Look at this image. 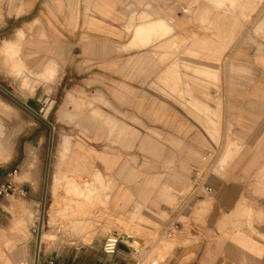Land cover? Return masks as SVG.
Wrapping results in <instances>:
<instances>
[{"label":"rangeland","instance_id":"rangeland-1","mask_svg":"<svg viewBox=\"0 0 264 264\" xmlns=\"http://www.w3.org/2000/svg\"><path fill=\"white\" fill-rule=\"evenodd\" d=\"M204 1L205 4L210 3L218 7L217 0H196V8ZM14 2L15 0H0V14L1 6L5 9L8 5L10 8ZM131 4L124 18L129 15L125 26L122 25L125 34L121 38L124 43L129 41L124 52L133 54L129 68L133 74L128 87L130 101L126 106L130 108V111H127L128 115L132 116V120L129 116H126V119L133 125L130 129L133 135H126L130 142L125 145L110 143L111 141L108 139L106 141L105 138L96 143L93 136L94 128H81L78 126L80 120L75 118L79 113L78 109L93 102L96 106L105 107L103 109L106 113L114 114L108 112L107 82L97 81L94 86L84 87L82 78L89 74L81 73L77 76L75 67L62 71L54 62L45 63L40 69L31 70L17 58L21 34L15 36L14 40L7 41L16 25L7 20L4 30H0V153L3 158L0 162V186L7 179V174L25 161L28 176L38 175L41 184L39 201L35 207L21 202L23 199L19 195L7 198L8 203H5L6 199H0V226L3 227L0 229V251L5 253L0 255V264H32L33 255L30 257L31 260L27 261L25 249L29 242L40 243L42 247L44 244L50 246L62 242L73 244L76 242L77 232H83L85 235L94 233L96 236L93 239H104L108 234H100L99 231L107 226L109 216L117 227H124L122 223L125 222L124 217L115 216L110 211V203L98 202V193L91 191L95 181L87 177L83 179L85 192L74 190L69 194L73 198L66 200L67 203L45 202L44 181L47 163L52 165L60 158V170H65L66 157L77 139L86 143V149L93 147L96 151H115L123 156L130 154L129 156L136 158L149 159L155 157V141L157 139L162 141V134L157 130L170 131L172 121L188 120L195 127L190 129L195 131V135L201 141L206 137L212 142L208 149L211 158H208V166L202 171L206 174L209 170L218 168V160L227 140H240L234 134L240 128L238 126L243 124L250 128V134L244 137L245 149H249L248 155L254 153L259 157V162L264 159V26H261L264 18V0L252 13L246 9L243 15L239 5L232 7L225 3L218 12L222 15L226 13L231 15L234 23L231 27L225 26V34L220 39L216 30L209 29L207 24L194 21L195 7L189 9L185 2L180 0L154 2L151 6L158 4L156 8L160 13L156 15L150 6L144 9L146 6L136 0ZM43 9L37 8V17L43 15L41 12ZM22 12L20 11L19 15ZM147 12L161 16L165 20L164 24L168 18H173L171 25L174 33L162 40L166 42L173 37V45L148 48L142 46L147 38H151V32L146 31L145 25L153 26L156 21ZM19 24H22V21ZM136 26H140L141 30H137ZM204 38L211 44L208 49H222V52L213 54L209 50L202 51L193 46V41ZM172 68H175L178 80L171 73ZM195 68L216 71L218 81L196 74ZM139 73L147 74L146 82L143 79L142 81L135 79ZM112 87L110 84V88ZM100 93L105 102H100L97 96H94ZM117 102L120 103L118 100ZM120 104L124 108L123 103ZM194 105H197L198 109ZM140 106L144 112L139 111ZM204 106L209 109L210 118H214L217 111L215 139L208 136L209 125L203 112ZM95 115H98L97 112ZM134 118L142 119L145 125L134 121ZM102 128L110 131V127ZM116 132L112 131L111 137L117 134ZM141 141L144 142V149H140ZM50 148L51 156L48 157ZM243 162L247 163L244 160ZM82 169L85 170L86 167L83 165ZM257 170L258 167L254 169L253 175L237 177L240 186L246 190L238 192L239 199L235 203L244 198L249 203L264 206V194L259 196L250 190L256 186ZM2 172L6 173L1 176ZM49 173L50 166L47 179ZM235 177L230 172L222 180L235 184L237 180H232ZM67 178L55 177L53 189L55 195L62 190L61 179ZM14 181L19 182L16 177ZM76 197L78 200L83 199V203H77L74 200ZM213 197L214 195L197 199L194 203ZM175 218L174 215L168 214L164 226L175 221ZM194 222L195 230L187 232L189 244L179 246L181 253L166 257L163 264H226V256L202 254L205 247L215 248V235L204 233L203 229L207 224L198 219ZM260 228L264 230L263 222H260ZM113 229H116L115 226ZM209 235L212 236L211 239L208 238ZM170 241L164 238L160 241L150 240L149 245L154 253L157 250V242L162 245L163 242ZM259 241L264 245V240ZM191 248H194L196 253L185 256L184 254ZM220 249L226 252V249L236 247L230 241H225ZM151 255L152 252L148 257Z\"/></svg>","mask_w":264,"mask_h":264},{"label":"crops","instance_id":"crops-1","mask_svg":"<svg viewBox=\"0 0 264 264\" xmlns=\"http://www.w3.org/2000/svg\"><path fill=\"white\" fill-rule=\"evenodd\" d=\"M132 1L15 0L10 8L8 5L5 9L1 6L0 30H4L7 20L12 25H16L12 36L7 41L14 40L15 36L21 34L17 46V58L21 64L25 63L29 69L35 70L40 69L45 63L54 62L62 71L75 67L77 76L81 73L89 74L82 78L84 87L94 86L97 81L109 84L108 112H113V115L106 113L103 109L105 107L96 106L93 102L78 109L79 113L75 116L78 121L80 120L78 126L81 128H94L93 136L96 143L105 138L106 141L107 139L111 141L110 143L125 145L130 142L126 135H133L130 130L133 125L130 120L126 119V116H129L132 120V116L127 113L130 108L126 106L130 101L128 87L133 74L129 68L133 54L124 52L128 48L129 41L124 43L121 40L125 34L123 27L129 15L126 19L124 18L132 6ZM136 1L145 5L144 9L152 7L155 15L160 14L156 8L158 4L151 6L160 0ZM180 1L185 2L189 9L195 7V10L193 9L194 21L207 24L209 29L216 30L220 39L225 34V26L231 27L234 23L231 15L228 13L222 15L218 12L225 3H229L232 7L239 5L243 15L246 9L252 13L262 0H217L218 7L210 3L205 4L204 1L197 8L196 0ZM38 7L44 8L41 10L43 15L39 17L36 16ZM20 11L23 12L19 15ZM147 14L156 21L153 26L145 25L146 31L151 32V38H147L142 46L146 48L168 47L172 44L173 37L166 42L162 40L174 33L171 25L173 18H168L167 23L164 24L165 20L161 16H154L149 12ZM20 21L22 24H19ZM261 26H264V18ZM136 27L137 30H141L140 26ZM209 45L211 44L205 38L193 41V46L199 50H209L213 54L222 52V49H208ZM194 72L218 81V73L209 68H195ZM171 73L178 80L175 68H172ZM135 79L139 81L143 79L146 82L148 78L147 74L139 73ZM110 84L113 85L112 88ZM94 96H97L100 102H105L101 93ZM117 100L123 103L124 108ZM194 106L198 109L197 105ZM203 108L209 125L208 136L210 139H215L217 137L215 120L218 117L217 111L214 113V118H210L209 109L206 106ZM139 111L144 112L145 110L140 106ZM96 112L98 115H95ZM133 120L145 125L142 119L134 118ZM103 126L110 127V131H105ZM171 127L172 129L166 132L157 130L162 134V141L158 139L155 141L156 153L153 158H136L129 156L130 154L123 156L115 151H96L93 147L86 149V143L77 139L66 157L65 170H60V158L58 160L57 157L58 162H53L52 165L48 162V170L46 166L44 181L46 203H67L66 200L73 198L69 194L74 190L85 192L84 177L91 181L93 179L95 182L91 191L98 193V202L110 203V211L115 216H122L125 219V222H122L124 227L121 228L117 227L109 216L107 226L101 228L99 233L138 238L143 242V247L139 251H134L126 243L120 241L116 254L105 256L102 252L105 238L93 239L96 236L94 233L85 235L83 232H77L76 242L73 244L62 242L50 246L44 244L45 246L42 247L40 243L29 242L25 247L27 261H30L33 255L32 264H163L166 257L181 253L179 246L189 244V233L187 232L195 230L194 221L198 219L207 224L203 229L204 233L215 235V248L205 247L203 255L226 256V264H264V245L259 241L264 240V230L260 228V222L264 223V206L260 207L259 203H249L244 198L235 203L239 199L238 192L246 190L240 186L237 177L253 175L257 167L256 186L251 187L250 190L259 196L264 194V159L259 162V157L254 153L248 155L249 149L246 150L244 146L246 143L244 137L250 134V128L243 124L239 125L240 128L235 131L234 135L240 140H227L225 149L218 160V168L203 174V169L208 166V158H211L208 149L212 142L206 137L201 141L195 135V131L190 129L195 127L188 120L172 121ZM181 128L183 130H180ZM114 130L117 134L111 137L110 133ZM140 149H144L142 141ZM1 159L3 158L0 153V162ZM83 165L86 167L85 170L82 169ZM26 166L25 161L14 169L17 170L15 177L19 180V182H14L18 189L24 192V196L19 195L23 199L21 202L35 207L39 201L40 178L38 175L28 176ZM49 166L50 173L47 179ZM196 170L202 173L204 182L213 191L207 197L214 195L213 198L198 203H194L197 200L188 199L187 195L191 177ZM230 172L231 175L236 176L232 179L237 180L235 184L222 180ZM5 173L2 172L1 176ZM62 176L68 178L61 179L62 190L60 189L55 195L53 192L54 179ZM180 196L183 197L182 201L178 200ZM7 200L5 203H8ZM74 200L77 203H83V199L78 200L76 197ZM168 214L176 218L175 221L164 226ZM171 223L177 224L178 230L168 237L167 230ZM114 226L116 229H113ZM0 229L3 227L0 226ZM162 238L171 241L163 242L162 245L157 242V250L153 253L149 241H160ZM208 238L211 239L212 236L209 235ZM225 241H230L236 249L221 251L220 248ZM1 252L3 251H0V255ZM151 252L152 255L148 257ZM195 253L194 248H191L184 255L190 256Z\"/></svg>","mask_w":264,"mask_h":264},{"label":"built area","instance_id":"built-area-1","mask_svg":"<svg viewBox=\"0 0 264 264\" xmlns=\"http://www.w3.org/2000/svg\"><path fill=\"white\" fill-rule=\"evenodd\" d=\"M209 156V155H208ZM17 174V170L7 174L6 182L0 186V199H7L14 195L24 196V192L19 190L14 182V178ZM212 189L202 181V174L199 170H196L192 177L190 183V189L188 191V199L197 200L205 198L212 194ZM178 226L175 223H171L169 229L167 230V236L170 237L175 232H177ZM120 244V239L111 234L105 237L102 245V252L105 256H113L116 254L118 245Z\"/></svg>","mask_w":264,"mask_h":264},{"label":"bare ground","instance_id":"bare-ground-1","mask_svg":"<svg viewBox=\"0 0 264 264\" xmlns=\"http://www.w3.org/2000/svg\"><path fill=\"white\" fill-rule=\"evenodd\" d=\"M230 1V0H229ZM151 15V14H150ZM154 17V16H153ZM158 25V24H157ZM162 25V24H161ZM162 28V27H161ZM170 28V27H169ZM142 33V32H141ZM137 34V33H135ZM159 35V34H158ZM160 37V36H159ZM2 160V159H1ZM202 174V173H201ZM202 181L204 182V178H203V175H202ZM85 183V182H84ZM188 195V194H187ZM183 197L180 196L178 198V200L182 201ZM115 236H117L120 241L126 243L129 247H131L134 251H139L142 247H143V242L142 240L138 239V238H134V237H128V236H125V235H120V234H114ZM2 254H5L3 252H1ZM1 254V255H2ZM5 257V256H4ZM1 258V257H0ZM6 258V257H5ZM4 258V259H5ZM7 260V258H6ZM7 262V261H6Z\"/></svg>","mask_w":264,"mask_h":264},{"label":"water","instance_id":"water-1","mask_svg":"<svg viewBox=\"0 0 264 264\" xmlns=\"http://www.w3.org/2000/svg\"><path fill=\"white\" fill-rule=\"evenodd\" d=\"M8 95H11L9 94L8 92H6ZM15 99V98H14ZM16 100V99H15ZM50 153H51V148L49 149V153H48V156H50ZM47 170H48V166H47Z\"/></svg>","mask_w":264,"mask_h":264}]
</instances>
